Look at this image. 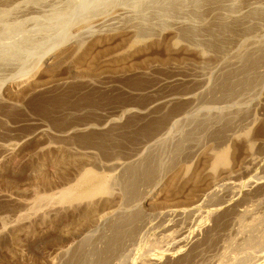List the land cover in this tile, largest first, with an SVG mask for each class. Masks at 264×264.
Listing matches in <instances>:
<instances>
[{
    "label": "rangeland",
    "instance_id": "obj_1",
    "mask_svg": "<svg viewBox=\"0 0 264 264\" xmlns=\"http://www.w3.org/2000/svg\"><path fill=\"white\" fill-rule=\"evenodd\" d=\"M103 263L264 264V0H0V264Z\"/></svg>",
    "mask_w": 264,
    "mask_h": 264
},
{
    "label": "bare ground",
    "instance_id": "obj_2",
    "mask_svg": "<svg viewBox=\"0 0 264 264\" xmlns=\"http://www.w3.org/2000/svg\"><path fill=\"white\" fill-rule=\"evenodd\" d=\"M127 2V1H126ZM79 10V9H78ZM75 15V14H74ZM95 15V14H94ZM109 15H112V16H109L107 17L108 19H110L111 17H114V16H118L120 15V12L117 10H114L112 11ZM102 16V15H101ZM107 16V15H106ZM97 17V16H96ZM93 18V17H92ZM84 20V19H83ZM80 29V28H79ZM136 40V39H135ZM53 46V45H52ZM38 64V63H37ZM36 64V65H37ZM28 74V73H27ZM173 98V97H172ZM177 98V97H176ZM186 99V98H185ZM170 100V98H169ZM109 120V119H108ZM107 119H105L103 122H108ZM88 121V120H87ZM85 122L80 124L79 125V128H77V130L79 132H89V131H92L94 129H97V130H101L103 127V123H97V124H93L92 122ZM114 122V121H113ZM117 127V126H116ZM94 133V132H92ZM92 135V134H91ZM94 135V134H93ZM100 137V136H99ZM94 138V137H93ZM81 139V138H80ZM83 140V139H82ZM100 140V139H99ZM120 140V139H119ZM84 142V141H83ZM101 142V140L99 141ZM103 143V142H102ZM106 143V142H105ZM98 145L99 147V144H96ZM95 145V146H96ZM106 145V144H104ZM80 146V145H79ZM91 146V144H90ZM110 147V146H109ZM101 148V147H100ZM105 148V147H104ZM98 149V148H97ZM108 151V150H107ZM90 153V152H89ZM105 155V154H104ZM81 157V156H80ZM84 157V156H83ZM129 158V157H128ZM127 158V159H128ZM136 159V158H135ZM149 159V158H148ZM147 159V160H148ZM81 160V159H80ZM80 160H78L80 162ZM146 160V159H145ZM144 160L145 163H136L135 162H130V161H119V160H113V162H111L109 164V166L114 169V168H124V171H125V178H124V190H125V196L127 195V199H131V198H135L137 196V185L139 183H146V184H150L151 185H154L157 183H159L158 181L155 182V177H157V175L155 176L157 169H155V167L152 166L153 163H150V160L149 162H146ZM213 165L214 166H218L222 163H224L226 161V153L225 152H219V153H216L213 158ZM77 161V159H76ZM75 161V162H76ZM134 161V160H132ZM138 161V160H137ZM79 164V163H78ZM85 165V164H84ZM154 165V164H153ZM68 167V166H67ZM83 170V169H82ZM123 171V172H124ZM63 174V173H62ZM158 174V173H157ZM155 176V177H154ZM95 176L93 175V173L91 171H83L81 173V175L79 176V178L76 180V183L75 184H71V186L65 188V189H62L60 190L57 195L55 197H47L45 198L47 201H50V200H54L57 204H60V205H65V204H69V203H72L74 201H80V200H91L93 199L94 197L98 196V195H101V194H106L110 191V182L107 179L103 180V181H100L99 183H87V180L90 179V178H94ZM68 180V179H67ZM115 182V181H114ZM112 185V184H111ZM155 185V186H156ZM123 186V184H122ZM84 188H87V190L85 191H82ZM153 190V189H152ZM139 192V191H138ZM51 194V193H50ZM141 194V192H140ZM147 195V194H146ZM124 197V196H123ZM37 198V197H36ZM36 200V199H35ZM39 200H41V198H39ZM136 201V200H135ZM54 202V203H55ZM40 204V203H38ZM99 204V203H98ZM103 205V204H102ZM33 206V205H32ZM35 206V205H34ZM38 206V205H37ZM74 207V205H72ZM71 206V207H72ZM101 206V205H100ZM112 208V207H111ZM90 209V208H89ZM115 209V208H114ZM118 209V208H117ZM82 210V209H81ZM94 210V209H93ZM92 210V211H93ZM100 210V209H99ZM110 210V209H109ZM91 211V210H90ZM91 211V213H92ZM86 212V211H85ZM96 212V211H95ZM102 212V211H101ZM108 212V210H107ZM88 213V212H86ZM90 213V214H91ZM94 213V212H93ZM91 214V215H94V214ZM99 213V211H98ZM113 213V212H112ZM105 214V212L103 213ZM139 212L138 211H135V212H127V213H122V212H118L117 211V215H116V218L112 224V231H113V235L109 238V240L107 241V244H106V247L104 249V254L107 255V254H110L112 252H114L116 246L118 245V240H119V236H120V233L122 231V228L124 227V224H127L129 221L132 222V219L136 218L139 216ZM83 215V214H82ZM89 215V217L91 216ZM141 215V214H140ZM83 219L86 217L87 218V215H83ZM100 217V216H99ZM97 217V218H99ZM85 218V219H86ZM93 217H91L92 219ZM102 218V217H101ZM107 218V217H106ZM84 219V220H85ZM90 219V218H89ZM87 219V220H89ZM137 219V218H136ZM135 219V220H136ZM106 220V219H105ZM109 220V219H108ZM111 220V218H110ZM91 221V220H90ZM89 221V222H90ZM134 221V220H133ZM87 222V221H85ZM88 222V223H89ZM130 224V223H129ZM85 225V224H84ZM109 229V228H108ZM126 234V233H125ZM124 236V235H123ZM132 236V235H131ZM122 244V243H121ZM119 246V245H118ZM126 248V247H125ZM77 249V248H76ZM103 251V250H102ZM113 254V253H112ZM111 254V255H112ZM78 257V256H77ZM103 257V256H102ZM117 257V256H115ZM114 257V258H115ZM78 259V258H77ZM106 261V260H105ZM109 261V260H108ZM76 262V261H75ZM102 262V261H101ZM104 264V263H103Z\"/></svg>",
    "mask_w": 264,
    "mask_h": 264
}]
</instances>
